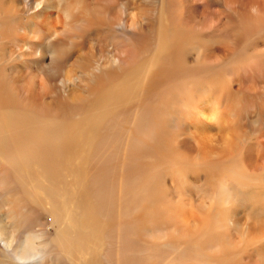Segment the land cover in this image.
<instances>
[{
    "label": "bare ground",
    "instance_id": "6f19581e",
    "mask_svg": "<svg viewBox=\"0 0 264 264\" xmlns=\"http://www.w3.org/2000/svg\"><path fill=\"white\" fill-rule=\"evenodd\" d=\"M24 4L0 0V233L42 236L36 264H264V0H64L51 43L57 0Z\"/></svg>",
    "mask_w": 264,
    "mask_h": 264
},
{
    "label": "clouds",
    "instance_id": "9594fccd",
    "mask_svg": "<svg viewBox=\"0 0 264 264\" xmlns=\"http://www.w3.org/2000/svg\"><path fill=\"white\" fill-rule=\"evenodd\" d=\"M45 3H47V0H36L34 7L31 9L28 8V0H25L24 8L26 11H28V14H34L36 11L40 10ZM57 11L60 16H63L64 20V28L63 31H55L52 32L51 39L49 43L52 41H55L56 39L61 38L65 34H70L72 31L71 25L74 14L71 13L67 7L64 5V0H57ZM121 7L123 8V16L122 20L118 23V28H124L123 18L126 15L125 12V5L121 4ZM63 9V11H62ZM120 11V8L118 9ZM255 11V9L253 10ZM129 20H128V29L131 31H136V24L138 23V11H132L130 13H127ZM36 35V34H33ZM39 39V36L36 35V39ZM30 51L29 47L27 45H24L23 47H17L15 53H11L9 56L12 59H15L16 56L19 54L21 59L24 58L23 53ZM39 55V53H37ZM53 56L51 55V62H52ZM119 61L113 59L112 60V66L118 67ZM95 71H99V67L95 69ZM41 83L45 86V88L49 87L50 82L48 81L47 77L44 76L43 73H41L39 77ZM76 79L74 78L71 73H66L65 77L60 79L57 82V85L60 87H63L65 84V81L68 84H74L76 82ZM256 125H253V128ZM214 135V134H211ZM43 237L39 235H34L31 233L24 234L22 246L20 248H17V244L20 243V230L16 229L15 227L11 228L8 231L7 237L5 238V235L3 233H0V250H2L4 253L9 254L11 258V264H36L37 261H40L43 256L42 249L46 247L43 243H41Z\"/></svg>",
    "mask_w": 264,
    "mask_h": 264
},
{
    "label": "rangeland",
    "instance_id": "374dc122",
    "mask_svg": "<svg viewBox=\"0 0 264 264\" xmlns=\"http://www.w3.org/2000/svg\"><path fill=\"white\" fill-rule=\"evenodd\" d=\"M0 264H9V263L4 262V263H0Z\"/></svg>",
    "mask_w": 264,
    "mask_h": 264
}]
</instances>
